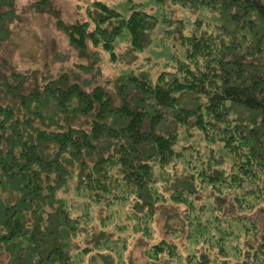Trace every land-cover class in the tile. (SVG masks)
I'll list each match as a JSON object with an SVG mask.
<instances>
[{"label":"trees","instance_id":"trees-1","mask_svg":"<svg viewBox=\"0 0 264 264\" xmlns=\"http://www.w3.org/2000/svg\"><path fill=\"white\" fill-rule=\"evenodd\" d=\"M157 2L159 13L131 5L126 15L94 0L86 8L88 19L71 24L57 16L49 0L34 6L54 13L56 26L82 53H88L90 43L115 63L116 43L124 33L133 50L142 49L148 32L159 23L166 37L171 36L173 18L166 1ZM172 2L216 12L223 23L210 27L201 18L191 33L179 30L180 52L155 81L145 74L129 76L116 83L113 96L102 85L86 89L67 72L28 89L26 75L12 73L16 83H11L0 72V100L8 93L18 99V107L0 101V187L18 192L0 221V246L14 251L16 260L5 264H28L21 252L39 264H86L84 256L93 248L82 249L75 260L70 239L95 218L98 207L105 211L98 217L100 224L113 225L117 237L103 230L94 245L120 257L110 241L125 245L127 236L121 234L128 227L133 234L152 237L156 206L167 202L186 207V264H264V233L259 236L256 221L247 215L264 206V57L259 56L264 52V0ZM186 93L195 96L191 107L180 105ZM167 115L184 132L196 128L207 145L179 147L178 133L165 132ZM80 117L89 118V130L74 125ZM215 144L222 150L210 147ZM226 158L231 164L227 173L222 166ZM176 163L185 173L177 181L169 169ZM161 184L170 185L168 196ZM197 184L206 191L231 193V209L238 213L220 215V204H196ZM67 191L71 198L58 195ZM69 199H77L78 205ZM208 249L216 250L221 260L209 257ZM179 253L177 244L167 239L144 251L153 261Z\"/></svg>","mask_w":264,"mask_h":264},{"label":"rangeland","instance_id":"rangeland-1","mask_svg":"<svg viewBox=\"0 0 264 264\" xmlns=\"http://www.w3.org/2000/svg\"><path fill=\"white\" fill-rule=\"evenodd\" d=\"M36 1L38 0H0V26L2 25L4 28L2 32L0 31V72L11 83H16L11 77L12 73L26 75L28 78L24 82L25 89L35 84H42L47 79L56 78L63 72H67L73 80L81 83L88 90L96 85H102L113 96H117L115 86L119 80L126 81L129 76L145 74L152 81H155L161 71L166 67H170L171 63L174 62V57L180 52L177 43L180 31L191 33L195 25L194 23L201 18L210 27L223 23L221 22V16H218L216 12L197 8H185L179 3H173L172 0H165L164 7L171 14L174 21L171 36L166 37L165 26L159 23L153 30L148 32L142 49L133 50L130 46L128 34L124 33L116 43V53L119 60L114 63L108 59L107 53L100 48H93L90 43H88V53H82L70 44L68 36L56 26L57 16L68 24L86 21L88 19L86 8L94 0H49L52 8L57 11V16L48 8L44 10L36 9L34 6V2ZM101 1L117 7L126 15L129 14V7L131 5H136L138 6L137 8L141 6L144 10L151 13H159L161 11L157 0ZM204 26L205 24L201 25V27ZM93 27L94 24L91 23L90 29H93ZM95 51H98L96 55L97 57L99 56L98 59L95 58ZM259 56L263 59L264 52ZM194 99L195 96L193 94H183L180 105L191 107L193 104L190 101ZM0 101L2 104L18 107V99L13 97L12 93H8ZM199 101L203 102L204 99L200 98ZM243 115L246 116L247 112L243 113ZM165 121V132L174 130L180 136L179 147L183 145L200 146L206 144L203 135L196 128L191 127L188 132H184L181 126L172 123L173 117L171 115H167ZM74 125L89 130L90 120L89 118L80 117L74 122ZM160 132L162 131L160 130ZM185 135H188V138ZM2 146L5 148V143ZM210 147L218 151L222 150L218 144ZM221 152L224 154L223 151ZM230 165L229 158L223 161L222 166L226 173L230 170ZM182 167L181 163L170 166L169 169L172 172L171 175L174 180L177 181L179 177H184L185 173ZM169 187L170 185L161 184V190L167 196L170 194ZM195 189L193 198L196 204L201 205L208 201L216 203V205L220 204L222 208L220 215H236L238 213L236 209H234V213L231 209V193L224 192L219 194L218 191L212 188H208V191H206L199 184H197ZM58 195L68 198L73 196L71 191H67L66 193L59 192ZM16 198H18L17 191H8L0 187V221L3 218V209L13 203ZM69 202L72 206L76 207L78 205L77 199L72 201L69 199ZM260 205L247 214L256 221L260 230L259 236L264 233V206ZM130 207V205L125 207V211H128ZM45 211L49 212L52 210L49 206H45ZM77 212L80 213L81 211ZM185 212L186 207L184 205L173 206L170 202L157 204L156 213L150 227L152 237L143 236L140 233L133 234L131 232L132 229L128 227L121 234V236H127L125 245H122V242H116L115 244V242L110 241V245L117 247L121 254L118 257L116 252L109 249L100 251L94 245L97 237H101L103 230L110 231V235L113 238L117 237V232L114 231L113 225L103 227L100 224L98 217L104 216L105 211L104 208L98 207L96 212H93L95 218L82 228L81 233L70 239L71 255L77 260V255L75 254H78L86 247H92V252L84 256L86 264H186V250L190 245V241L186 237L188 234L187 225L184 219H182ZM43 216H46V214ZM203 218L207 219V216ZM3 231L4 228L0 223V233ZM162 239L175 242L180 252L179 256L171 257L163 254L161 255V259L157 261L146 258L144 251L153 243ZM247 239L251 241V238ZM230 242L232 244L236 243L232 242V240ZM197 246L199 253H203L204 245L200 242ZM243 249L248 248L246 245H243ZM206 252L209 257H216L221 260L216 250L208 249ZM13 253L14 251L10 253L4 246H0V264H5L11 260L16 261L12 258L11 254ZM20 255L26 256L28 264H39L34 258L23 252ZM105 256L110 257L113 261L110 263L109 259ZM117 259L120 260L117 262ZM16 263L18 264L19 261Z\"/></svg>","mask_w":264,"mask_h":264}]
</instances>
